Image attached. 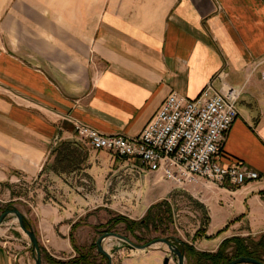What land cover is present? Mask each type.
<instances>
[{
	"label": "crops",
	"instance_id": "crops-1",
	"mask_svg": "<svg viewBox=\"0 0 264 264\" xmlns=\"http://www.w3.org/2000/svg\"><path fill=\"white\" fill-rule=\"evenodd\" d=\"M0 7L6 8L5 32H0V186L18 178L34 181L43 165L52 163V150L63 141L77 142L71 120L106 135L137 136L169 94L195 98L211 80L217 88V74L224 72V81L240 95L238 116L216 161L244 164L259 179L241 187L182 186L204 216L201 232L196 234L198 227L183 241L214 253L226 238L259 240L264 233V0H0ZM20 7L25 14L15 16ZM14 23L36 24L37 30L15 31ZM85 146H70L76 169L51 172L55 187L74 182L63 195L58 192L67 202L47 203L43 191L29 189L19 196L6 189L2 202L23 196L31 208L24 216L51 257L67 260L92 245L94 263L103 264L96 240L118 215L101 200L110 164L121 158L98 151L99 160H93ZM163 227L164 238L178 240L168 234L171 225ZM109 231L119 236L112 237V249L120 237L136 234L124 223ZM18 234L0 239V264H36L29 242ZM168 257L166 244L159 242L144 250L118 248L111 264L173 263ZM190 264L197 263L190 259Z\"/></svg>",
	"mask_w": 264,
	"mask_h": 264
},
{
	"label": "built area",
	"instance_id": "built-area-1",
	"mask_svg": "<svg viewBox=\"0 0 264 264\" xmlns=\"http://www.w3.org/2000/svg\"><path fill=\"white\" fill-rule=\"evenodd\" d=\"M224 76V72L217 74L219 86L215 88L211 80L192 99L169 94L137 136L106 135L71 120L73 132L93 151L137 161L143 170L157 173L179 187L199 182L241 187L258 180L259 175L244 164L222 166L216 161L238 116L240 95ZM261 79L264 89V65Z\"/></svg>",
	"mask_w": 264,
	"mask_h": 264
},
{
	"label": "rangeland",
	"instance_id": "rangeland-1",
	"mask_svg": "<svg viewBox=\"0 0 264 264\" xmlns=\"http://www.w3.org/2000/svg\"><path fill=\"white\" fill-rule=\"evenodd\" d=\"M5 11V7H0V32H5ZM23 11L24 8H14L15 16L21 14L24 15L25 13ZM26 27L28 30H37L36 24L28 23H14L13 29L15 31H24L27 29ZM77 142L83 144L79 140H77ZM85 149L93 157V160H99L98 151L95 153V151L90 149L87 145L85 146ZM110 156L111 158L114 157L112 155ZM115 158L116 160L119 159L117 157ZM140 167L141 166L137 161L128 162L120 159L118 162H112L109 168L110 171L106 174L108 182L104 184V190L107 191V195L105 194L104 198L101 200L103 204L109 206V211L111 213H116L118 216H123L133 222H139L150 207L149 213L147 217H145V222L137 223L136 226L131 228L136 234H131L132 236L130 235L129 238H126L128 242L141 245L152 239L164 238L165 230L167 229L163 227L164 225H171L172 228H174V231L173 233L168 231V234H171L172 237L177 238L181 242H184V239L190 240L194 230L198 227L199 228L195 231L196 234L201 232V226L204 223V216L197 209L198 207L195 203L197 201L190 198L188 193L182 189L183 187H175V184L163 180L157 173H143V169L140 172ZM65 185L66 186L59 185V187H55L51 171L47 168L45 170L41 169L34 181H25L18 178L9 184L3 183L0 186V210H3L4 212L7 209H16L22 215L29 210L31 211L30 206L22 200L23 196H21L20 199L16 198L14 201L2 202L7 199L6 189H9L16 196L26 194L28 189L29 191L40 190L45 193L46 196L44 195L43 198H45L47 203H57L61 205V202H67L68 199L65 197H58V192H61L63 195V191L72 186L74 187L75 184L73 181H67ZM162 197L167 200H161L160 198ZM8 204L12 205L9 206L10 208L6 209ZM95 204H97L96 200ZM3 212H0V214ZM14 217L16 218L15 215L9 214L2 220L0 225V239H6L7 236L11 235L13 232L15 234L20 232L18 237L29 242L32 256L35 259V252L29 238L19 228L17 220L13 219ZM156 227H158V229H156ZM120 228L123 230L124 227L121 225ZM157 230L161 231V233ZM106 233H113V231H107ZM109 238L110 239H106L103 243V250L106 252L112 250V237ZM156 244H159V242ZM123 248L131 249L129 246ZM167 254L169 255L168 259H174L173 263L170 262L168 264H177L176 256H173L168 248ZM230 254L231 250L229 248L227 250V255L229 256ZM40 263L46 264L42 259L40 260ZM183 264H190V258L188 257V261H184Z\"/></svg>",
	"mask_w": 264,
	"mask_h": 264
},
{
	"label": "trees",
	"instance_id": "trees-1",
	"mask_svg": "<svg viewBox=\"0 0 264 264\" xmlns=\"http://www.w3.org/2000/svg\"><path fill=\"white\" fill-rule=\"evenodd\" d=\"M71 144H77V142L72 141H63L59 146L51 151V154H54L53 161L50 165H43L42 170L46 168L49 169L52 173L58 175L63 173H69L72 170L77 168V156L75 151H73L70 146ZM12 205V204H11ZM7 205V208H10ZM150 207L147 209L144 217L139 220V222H133L128 220L123 216H116L111 218L106 222V229L104 233L109 231V228L113 227L118 223H124L126 230H130L133 226H136L137 223H144L145 217L149 213ZM0 212H3V210ZM23 223L26 229H31V224L29 220L22 215ZM75 225L71 226V232L74 230ZM71 239V238H70ZM153 240V239H152ZM151 241V240H150ZM177 248L183 254L186 261L188 257L193 259L197 264H226L232 260H237L239 258H253L262 263H264V233L260 236L258 241H251L249 239H244L240 237H231L224 239L217 247V250L214 253L199 252L196 251L193 247L185 244L178 240ZM95 246H89L87 249H82L81 252H78L76 256L69 258L67 260L55 259L48 255L45 250L39 245V253L41 259L44 260L46 264H95L94 258L91 255V250ZM230 248L231 254L227 255V250Z\"/></svg>",
	"mask_w": 264,
	"mask_h": 264
},
{
	"label": "water",
	"instance_id": "water-1",
	"mask_svg": "<svg viewBox=\"0 0 264 264\" xmlns=\"http://www.w3.org/2000/svg\"><path fill=\"white\" fill-rule=\"evenodd\" d=\"M9 214H13L16 216V220L18 222L19 228L28 236L29 241L32 245V248L35 252L36 264H41L40 263L41 256L39 253V245H38L37 239L35 237V234L31 229L25 228L24 223H23L22 214L19 211H17L16 209L5 210L3 213L0 214V225L2 223V220ZM109 237H119V236L115 233H104V234L100 235L96 240L97 250L100 252V254H102L106 258L105 264H111V256L118 248H123V247L129 246L131 249L144 250V249L149 248L153 244H156L158 242L166 244L167 248L169 249V251H171L172 255L176 256L177 264H183V262H184L183 254L178 250L177 245L174 243L175 241H178V240H174V242H173V239H170V238H157V239H153L149 242H146L144 244L136 245V244L129 243L126 238L120 237L122 243H120L117 246H114L113 249L110 250V252H106L105 250H103V241ZM242 263L264 264V263H262L256 259H253V258H239L237 260H232L226 264H242Z\"/></svg>",
	"mask_w": 264,
	"mask_h": 264
},
{
	"label": "bare ground",
	"instance_id": "bare-ground-1",
	"mask_svg": "<svg viewBox=\"0 0 264 264\" xmlns=\"http://www.w3.org/2000/svg\"><path fill=\"white\" fill-rule=\"evenodd\" d=\"M10 216H11V215H10ZM13 219H15V220H16V218H15V217H14ZM106 239H110V238H106ZM106 239H105V240H106ZM105 240H104V241H105ZM173 242H174V240H173ZM120 243H122V242L120 241V242H118V243H115V246L119 245ZM174 243H175L176 245H178V244H179V243H178V241H175Z\"/></svg>",
	"mask_w": 264,
	"mask_h": 264
}]
</instances>
